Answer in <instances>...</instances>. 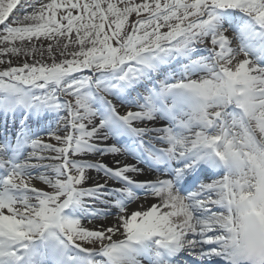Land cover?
<instances>
[{"label":"snow or ice","instance_id":"6c2138e0","mask_svg":"<svg viewBox=\"0 0 264 264\" xmlns=\"http://www.w3.org/2000/svg\"><path fill=\"white\" fill-rule=\"evenodd\" d=\"M0 264H264V0H0Z\"/></svg>","mask_w":264,"mask_h":264}]
</instances>
